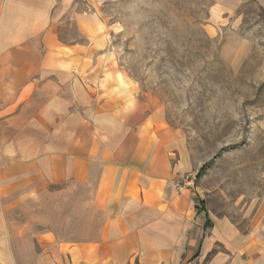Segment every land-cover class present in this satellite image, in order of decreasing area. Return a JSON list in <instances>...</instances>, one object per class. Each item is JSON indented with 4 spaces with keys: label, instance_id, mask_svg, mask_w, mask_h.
Segmentation results:
<instances>
[{
    "label": "crops",
    "instance_id": "obj_1",
    "mask_svg": "<svg viewBox=\"0 0 264 264\" xmlns=\"http://www.w3.org/2000/svg\"><path fill=\"white\" fill-rule=\"evenodd\" d=\"M245 1L209 11L233 67ZM83 6L0 0V264H264V207L236 217L197 178L177 189L198 169L184 131L120 72Z\"/></svg>",
    "mask_w": 264,
    "mask_h": 264
},
{
    "label": "rangeland",
    "instance_id": "obj_2",
    "mask_svg": "<svg viewBox=\"0 0 264 264\" xmlns=\"http://www.w3.org/2000/svg\"><path fill=\"white\" fill-rule=\"evenodd\" d=\"M83 2L99 18L105 51L120 72L158 96L168 120L184 131L212 207L236 217L248 206L264 207V12L258 3L246 0L237 8L233 26L249 49L233 67L222 52L225 31L213 36L207 27L215 0Z\"/></svg>",
    "mask_w": 264,
    "mask_h": 264
},
{
    "label": "built area",
    "instance_id": "obj_3",
    "mask_svg": "<svg viewBox=\"0 0 264 264\" xmlns=\"http://www.w3.org/2000/svg\"><path fill=\"white\" fill-rule=\"evenodd\" d=\"M196 180L195 173H188L187 175L174 181L175 186L178 190L194 187V182Z\"/></svg>",
    "mask_w": 264,
    "mask_h": 264
}]
</instances>
